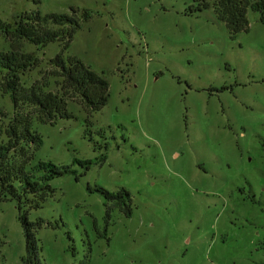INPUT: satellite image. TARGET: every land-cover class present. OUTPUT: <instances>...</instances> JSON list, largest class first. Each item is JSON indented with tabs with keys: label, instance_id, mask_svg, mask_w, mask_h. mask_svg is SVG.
Masks as SVG:
<instances>
[{
	"label": "rangeland",
	"instance_id": "1",
	"mask_svg": "<svg viewBox=\"0 0 264 264\" xmlns=\"http://www.w3.org/2000/svg\"><path fill=\"white\" fill-rule=\"evenodd\" d=\"M191 5L0 0L6 23L36 11L75 17L80 29L65 55L109 84L108 102L89 124L67 98L73 119L33 120L42 145L31 163L74 171L52 180V195L26 211L29 222H42L41 264H264V23L249 11L248 32L232 38L213 10L190 15ZM10 42L0 33V51ZM65 43L20 42L38 59L21 76L24 87L45 79L46 91L60 93L48 71ZM0 108L2 132L13 106L1 91ZM101 156L88 172L72 166L73 158ZM97 188L126 190L132 216L107 214ZM18 216L15 200L0 202V264L27 255Z\"/></svg>",
	"mask_w": 264,
	"mask_h": 264
},
{
	"label": "trees",
	"instance_id": "2",
	"mask_svg": "<svg viewBox=\"0 0 264 264\" xmlns=\"http://www.w3.org/2000/svg\"><path fill=\"white\" fill-rule=\"evenodd\" d=\"M206 10H213L232 38L240 32H248L249 11L258 14L259 21L264 23V0H192L188 13L192 15ZM71 11L75 13L73 8ZM16 18L12 23L0 20V33L14 42L8 51H0V91L9 96L13 106V117L0 132V202L16 201L27 254L22 264H41L35 232L41 228L42 222H29L26 211L40 208L52 195V180L74 171L70 166H58L51 162L31 163L33 153L42 145L41 137L32 128L33 120L54 125L58 119H73L74 115L67 109V98L85 110L89 124L92 114L107 104L109 84L102 74L93 71L81 60L65 55L74 34L80 29L75 17L67 14L41 15L36 11ZM88 18L85 13L84 19ZM65 27H69V30ZM65 37L66 43L49 61L48 71L51 76L59 78L57 85L60 93L46 91L45 79L44 82L38 81L28 88L24 87L21 76L38 67V59L33 53L24 52L20 42L46 47ZM24 108L31 111L24 113ZM0 117H6L1 108ZM105 160L106 156L83 161L73 158L72 166L78 165L88 172L97 161ZM95 191L104 198L107 214L112 209H118L126 218L132 216L131 197L126 190L109 193L97 188Z\"/></svg>",
	"mask_w": 264,
	"mask_h": 264
}]
</instances>
